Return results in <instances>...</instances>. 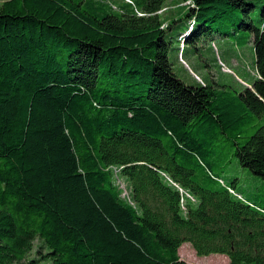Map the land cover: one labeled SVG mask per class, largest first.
Wrapping results in <instances>:
<instances>
[{"label":"trees","instance_id":"16d2710c","mask_svg":"<svg viewBox=\"0 0 264 264\" xmlns=\"http://www.w3.org/2000/svg\"><path fill=\"white\" fill-rule=\"evenodd\" d=\"M168 1L0 6V264H186V243L264 264V18L181 0L166 29ZM229 28L253 37L255 83L183 82L179 38L198 51ZM233 158L261 187L225 181Z\"/></svg>","mask_w":264,"mask_h":264},{"label":"rangeland","instance_id":"374dc122","mask_svg":"<svg viewBox=\"0 0 264 264\" xmlns=\"http://www.w3.org/2000/svg\"><path fill=\"white\" fill-rule=\"evenodd\" d=\"M5 1L0 0V6ZM252 2L256 8L248 17L256 24H260L259 20L264 18L262 14L264 0H252ZM114 3L118 4V2ZM184 6L181 0H169L165 4L160 15L166 29H172L176 23H179L180 11ZM228 33L231 35H215L208 43L200 46L198 51L188 49L183 39L179 38L181 41L179 51L171 54V63L176 75L187 85H213L216 88L227 86L239 92L251 87L258 78L253 37L249 31H235L234 28H229ZM262 123L264 125V120ZM232 175L240 178L242 187L246 191H253L263 183L241 168L235 158L233 164L221 174L225 181H228ZM119 179V186L126 189V181L120 177ZM41 246L40 241H36V251L31 255L32 259L38 258L36 254ZM221 257L226 256L199 257L191 244L186 243L182 246L180 258L186 264H227Z\"/></svg>","mask_w":264,"mask_h":264},{"label":"crops","instance_id":"0c3cea01","mask_svg":"<svg viewBox=\"0 0 264 264\" xmlns=\"http://www.w3.org/2000/svg\"><path fill=\"white\" fill-rule=\"evenodd\" d=\"M184 246V245H183ZM181 249H182V247L180 248V250H179V254H180V257H181ZM189 252H190V250H188ZM222 256H225V255H222ZM222 258V260L223 259H225V261L227 262V264H229L230 262H229V258L226 256V257H221ZM182 259V258H181ZM185 262V261H184Z\"/></svg>","mask_w":264,"mask_h":264},{"label":"built area","instance_id":"2783aa9c","mask_svg":"<svg viewBox=\"0 0 264 264\" xmlns=\"http://www.w3.org/2000/svg\"><path fill=\"white\" fill-rule=\"evenodd\" d=\"M124 190H125L124 196H125V197H128V192H127V190H126V189H124Z\"/></svg>","mask_w":264,"mask_h":264}]
</instances>
